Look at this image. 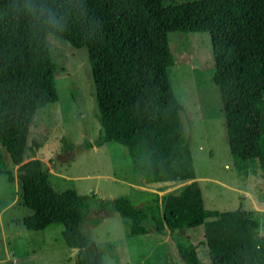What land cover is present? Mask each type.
<instances>
[{
	"label": "trees",
	"instance_id": "1",
	"mask_svg": "<svg viewBox=\"0 0 264 264\" xmlns=\"http://www.w3.org/2000/svg\"><path fill=\"white\" fill-rule=\"evenodd\" d=\"M41 4L58 22L29 11ZM171 32L210 33L230 153L264 175V0H0V175L13 182L7 164L17 166L22 204L32 213L16 223L30 231L61 225L64 244L77 249L75 264H105L81 229L88 195L54 189L48 167L26 156L34 114L58 100L48 35L87 50L100 131L83 147L122 145L141 185L164 186L144 206L127 196L104 201L128 219L129 234L201 226L211 264H264L257 211L204 207L184 105L171 86ZM194 251L186 260L201 264Z\"/></svg>",
	"mask_w": 264,
	"mask_h": 264
},
{
	"label": "rangeland",
	"instance_id": "2",
	"mask_svg": "<svg viewBox=\"0 0 264 264\" xmlns=\"http://www.w3.org/2000/svg\"><path fill=\"white\" fill-rule=\"evenodd\" d=\"M187 1L193 0H163V4ZM168 41L174 58L171 86L184 105L181 121L204 207L220 212L255 210L260 214L259 234L264 235V175L260 169L253 173L249 165H238L230 153L220 92L212 80L210 33L171 32ZM47 43L56 64L58 100L34 114L26 156L39 158L48 167L54 189L88 195V214L81 229L91 242L89 248L97 249L105 264H189L185 254L191 248L201 264H211L201 226L186 228L187 235L181 230L129 235L128 219L104 205L127 196L136 206H144L150 192L164 186L141 185L142 177L133 171L122 145L83 147L84 141L93 143L100 131L87 50L54 35L47 36ZM7 167L14 181L0 175V264H75L77 249L64 244L61 225L30 231L16 223L32 210L22 204L17 166L8 163Z\"/></svg>",
	"mask_w": 264,
	"mask_h": 264
},
{
	"label": "clouds",
	"instance_id": "3",
	"mask_svg": "<svg viewBox=\"0 0 264 264\" xmlns=\"http://www.w3.org/2000/svg\"><path fill=\"white\" fill-rule=\"evenodd\" d=\"M29 11L33 14V15H37L38 13V17H45L46 14L51 13L49 19L51 21H57V14L53 11V9L51 8V6H44L43 4H41L39 7L36 8H30ZM62 19V17L60 18Z\"/></svg>",
	"mask_w": 264,
	"mask_h": 264
},
{
	"label": "crops",
	"instance_id": "4",
	"mask_svg": "<svg viewBox=\"0 0 264 264\" xmlns=\"http://www.w3.org/2000/svg\"><path fill=\"white\" fill-rule=\"evenodd\" d=\"M195 227V226H194ZM189 228H193V227H189ZM169 230H171V229H167L166 230V233H162V234H166V235H168V234H170V233H175V232H179L180 230L183 232V234L185 233L186 235H187V229H185L184 231L182 230V229H176V230H171V231H169ZM147 233H150V232H146V233H144V234H147ZM130 235V234H129ZM138 235V234H137Z\"/></svg>",
	"mask_w": 264,
	"mask_h": 264
}]
</instances>
